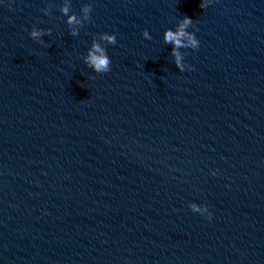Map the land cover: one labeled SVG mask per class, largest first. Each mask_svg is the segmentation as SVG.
Listing matches in <instances>:
<instances>
[{"label":"clouds","instance_id":"9594fccd","mask_svg":"<svg viewBox=\"0 0 264 264\" xmlns=\"http://www.w3.org/2000/svg\"><path fill=\"white\" fill-rule=\"evenodd\" d=\"M209 0H202L200 7H206ZM66 13L67 9H63ZM87 11V9H85ZM69 23H74L75 17L69 18ZM193 20L188 18L187 16L180 19V23L175 31L169 29L164 34V39L166 43H171L174 45L173 55L175 56L176 65L181 69V71L185 70V66L180 63L181 57L179 53L175 50L180 47H190L193 50L198 49L199 41L195 37L194 33H189L186 30L189 27H194ZM75 35V33H73ZM32 36H37L39 33L33 31L31 33ZM143 35L145 37L148 36V31L144 30ZM187 38V44L184 43V38ZM103 39L107 40L109 43H115V36L105 35ZM94 51L89 52V56L87 58L88 64L95 69L98 73H106L110 71V60L108 56L104 53V50L99 47L97 44H93ZM99 53V55H97ZM188 70H191L190 66H187ZM208 218L211 219V213H209Z\"/></svg>","mask_w":264,"mask_h":264}]
</instances>
